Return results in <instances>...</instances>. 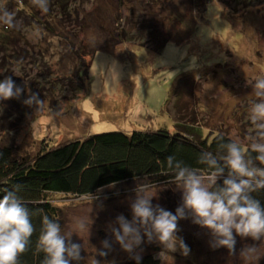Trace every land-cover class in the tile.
Masks as SVG:
<instances>
[{"label":"rangeland","instance_id":"374dc122","mask_svg":"<svg viewBox=\"0 0 264 264\" xmlns=\"http://www.w3.org/2000/svg\"><path fill=\"white\" fill-rule=\"evenodd\" d=\"M61 1L71 9L70 14L67 10L62 13L60 6L46 14L34 7L32 0H0V10L16 13L15 22H20L22 16L28 18L21 23L28 39L20 37L19 41L40 45L47 39L53 40L44 44H50L49 53L45 54L54 74L73 66L63 49L64 35L74 41L78 39L89 52L104 44L105 30L98 26L95 18L109 27L122 24L121 20H133L136 24L140 18L149 15L156 19V26L162 33L167 29L178 32L159 54L145 47L153 44L146 34H140V39L121 43L117 35L107 37L105 46H111L112 50H100L94 56L89 86L70 109L66 106L67 101L62 100V107L50 112L44 102L39 108H28L31 113L18 120L13 112L8 115L5 110V106L15 99L0 101V141L16 143L22 146V151L28 152L35 151L38 140L43 139L54 145L103 131L166 128L173 132L190 126L201 130L204 137L225 132L248 147L252 134L249 109L257 100L248 82L254 83L256 78L264 77V0H209L203 19H197L191 35H186L187 28H193L196 21L193 24L186 18L183 28L176 29L168 21L169 15L173 14L174 6H203L205 0H125L128 6L121 13L117 9V0ZM148 1L152 2L150 7ZM81 15L88 22L87 30L82 29V23L78 25ZM164 15L166 23L162 24ZM47 18L58 25V31L53 33L61 35L50 32ZM129 25L131 30L133 24ZM1 30L3 23H0ZM193 56L197 57V66L187 70ZM12 58L0 52V79L11 76L23 87L35 75L42 74V69L28 60L19 65L12 63ZM86 60L87 63L90 57ZM184 74L191 80H185ZM178 78L184 81L180 91L177 90L179 93L175 90L172 93ZM25 92L16 102L23 104L22 100L28 95L27 90ZM147 182L122 181L101 189L97 195L82 198L52 195L54 203L61 209L62 233L72 232L77 218L84 219L90 228L79 235L72 234V242L83 245L81 255L84 259L71 264H93L96 259L100 264H119L131 258L115 242L109 225L121 214L131 219L130 201L136 195L137 186H147L154 205L159 204L175 213L182 197L179 186ZM178 227L177 235L190 248L189 255L184 256L179 250L168 252L156 242H145L136 251L140 255L155 253L160 264H264V241L237 236L236 251L230 253L225 247L212 248L209 231L192 223L191 219L179 220ZM104 239L111 242L112 248L105 250L107 256H99L97 250L102 248ZM251 246L255 251L250 258H245L241 251ZM155 247L159 249L156 251Z\"/></svg>","mask_w":264,"mask_h":264},{"label":"trees","instance_id":"16d2710c","mask_svg":"<svg viewBox=\"0 0 264 264\" xmlns=\"http://www.w3.org/2000/svg\"><path fill=\"white\" fill-rule=\"evenodd\" d=\"M117 1H119L117 9H120V13L124 12L128 4L125 3V0ZM238 1L236 0V2ZM209 2V0H205L203 6L196 4L193 6L179 5L178 8L174 6L173 14L171 12L172 16L169 15L168 21L172 22L176 29L183 28L186 18L191 19L193 24L196 21L193 28H187L186 35H191L197 25V19H203ZM148 3V7H150L152 2L148 1ZM246 3L244 2V4ZM58 6L61 7L62 13L65 14L66 10L69 14L71 13V9L66 7V2L61 0H49L48 11L58 8ZM165 15L162 24L166 23ZM21 18L20 22L19 20L15 22L17 27L8 28L3 24V30L0 32V52L13 57L12 63L23 65L25 60H28L42 69V74L35 75L30 81H27L26 85L32 92H37L41 100L47 102L50 112L59 110L62 107V100L67 101L66 106H70L68 109L72 108L74 101L86 92L90 82L89 70L94 56L100 50H112L111 46H105L108 38L117 35L121 39L119 41L121 43V41L130 42L137 38L140 39V34H146L153 40V44L145 45V47L155 54H159L178 32L177 30L173 33L171 29H167L165 30L167 35H165L156 26V19L154 20L149 15L140 18L138 20L140 22L136 24L133 20L131 22L121 20L122 24L119 23L116 26L111 24L109 27L95 18L98 26L105 30L104 44L98 45L89 52L85 50L78 39L74 41L64 35L63 49L73 66L54 74L51 73L52 70L47 64L48 59L46 58L50 44L45 45L53 40L47 39L40 45L36 42L19 41L20 37L28 36L25 30L21 29V23L24 24L26 18L24 16ZM38 19L41 22L40 18ZM47 21L51 33L58 31V25L54 20L47 18ZM81 23L82 29L87 30L88 22L82 15L78 16V25ZM130 23L133 24L131 30H129ZM41 24L43 23L41 22ZM134 29L139 30L134 31ZM43 32L46 31L43 30ZM55 34L61 35L53 33V35ZM87 56L90 57V60L86 63ZM182 77L185 80H191L188 75L184 74ZM183 81L182 78H178L172 86L171 92L173 93V90L180 91ZM178 91L176 94L179 93ZM24 94L26 92L21 96ZM15 102L16 99L12 101V104L9 102L5 106L8 115L13 112L17 119H21L24 115L31 113L28 111L29 106ZM15 108L18 110L15 111ZM3 131L7 130L3 129ZM230 141L235 140L225 132L220 131L212 133L210 137H204L201 130L190 126L176 129L173 132L166 128H146L130 132L103 131L71 138L54 145H51L47 139H43L38 140L35 151L28 152L22 151L20 148L22 146L16 143L2 142L1 140L0 197L6 191L15 190L28 209L35 228L29 249L20 255L19 264H41L44 254L37 253L35 247L44 216L56 219L61 227L63 226L61 209L54 203L52 195L62 194L74 198L94 196L109 185L132 180H146L151 185L176 184L172 182L174 175L167 167L166 158L169 155L174 156L176 160L182 161L185 165L206 173V165L198 163L200 154L212 152L216 155L219 143ZM252 155L254 157L256 154L252 153ZM257 166H261L258 161ZM218 183L222 184V179ZM252 195L264 205V189L254 192ZM158 249L155 247L156 251ZM140 256L139 264H160L159 258L153 252ZM119 264H137V261L130 258Z\"/></svg>","mask_w":264,"mask_h":264},{"label":"clouds","instance_id":"9594fccd","mask_svg":"<svg viewBox=\"0 0 264 264\" xmlns=\"http://www.w3.org/2000/svg\"><path fill=\"white\" fill-rule=\"evenodd\" d=\"M32 5L42 12H48L49 0H32ZM0 23L8 28L17 27L14 15L0 10ZM197 57L193 56L187 70L194 69ZM177 72H174L176 75ZM257 98L249 109L252 125L250 144L247 148L236 141L219 143L218 153L202 152L198 163L206 165L207 172L185 165L172 155L166 158L167 167L174 175L173 183L182 193L181 203L175 213L159 204H153L147 186H137L135 197L130 201L131 219L118 215L109 230L116 243L139 264L141 256L136 250L141 244L156 242L168 252L177 250L184 256L190 248L178 236V221L191 219L192 223L205 228L211 235L212 248L225 247L235 253L236 237L264 241V205L252 193L264 189V77L250 83ZM26 106L39 108L44 100L24 84L18 85L11 76L0 79V101L20 99ZM222 140V138H221ZM252 153L256 155L253 157ZM257 161L259 165L257 166ZM222 179V184L218 183ZM90 230L86 221L77 218L73 231L62 233L60 223L44 216L35 251L43 253L41 264H71L84 259L83 245L71 240L73 233ZM35 232L30 214L15 190L6 191L0 197V264H19V257L31 244ZM146 238V240H145ZM99 256H107L112 245L108 239L101 241ZM108 250V251H105ZM142 251V249H141ZM255 251L251 246L242 249L241 254L250 258ZM93 264H100L96 259Z\"/></svg>","mask_w":264,"mask_h":264}]
</instances>
